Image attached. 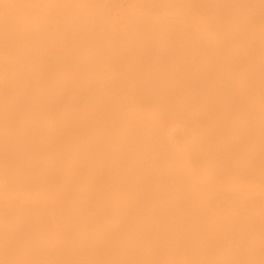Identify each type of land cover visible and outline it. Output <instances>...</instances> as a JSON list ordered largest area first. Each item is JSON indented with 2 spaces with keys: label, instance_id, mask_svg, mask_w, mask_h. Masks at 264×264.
<instances>
[{
  "label": "bare ground",
  "instance_id": "1",
  "mask_svg": "<svg viewBox=\"0 0 264 264\" xmlns=\"http://www.w3.org/2000/svg\"><path fill=\"white\" fill-rule=\"evenodd\" d=\"M171 1L162 0V9ZM174 1L181 13L194 19L193 28L171 25L163 19L161 24L158 17L147 18L140 10L142 15L137 11L130 23L127 19L125 30L94 20L83 26L84 22L76 31L77 25L72 26L75 20L67 12L74 22L65 29L62 24L54 28L53 32L57 29L61 34L57 36L59 44L52 41L49 29L36 31V38L26 41V35L36 29L29 23L28 14L36 2L0 0V162L14 164L24 177L22 187L42 190L55 207L67 201L64 188L70 192V202H75L70 208L68 203H61L65 208L51 212L57 210L56 216L46 212V205L44 210L39 208L42 202L39 207L25 208L31 209L29 212L23 208L28 212L23 220L13 215L17 222L0 227V240L6 239L9 245L6 250L23 241V257L31 264H158L165 257L163 248L169 244L179 248L188 264H243L246 258L255 256V263L264 264V210L253 211L241 198L230 201L217 193L214 198L208 193L213 203L209 209L205 207L207 201L198 204L196 182L193 179V185H188L189 171L179 166L182 159L162 140L159 128L152 126L157 131L150 128L145 134V127L143 131L136 123L138 118L122 117L116 111V104L126 96L150 112L151 120L149 114L145 119L138 111L145 119L142 124L165 122V118L182 123L189 120L196 133L192 147L197 149L189 148L186 158L191 164L188 166L196 168L203 180L221 176L264 182V0ZM41 6L37 8L44 13ZM50 9L48 14L53 15ZM50 19L46 20H54ZM209 36L218 42L209 41ZM70 37L77 39L68 44ZM74 44L82 45L79 48L84 51ZM87 51L96 56H87ZM87 62L90 66L94 63L93 69H97L95 63L104 62L111 71L100 74L101 80L94 79L90 67L86 70ZM246 86L254 101L244 99ZM126 102L128 105L129 100ZM48 163L62 164L61 171ZM73 169L77 170L75 175ZM190 171L195 172L192 168ZM99 179L102 187H98ZM66 211L68 214L63 215ZM62 215L67 217L61 219ZM229 218L235 224L226 229L224 221ZM34 231L46 236L42 239L47 243L37 241ZM59 238L68 240L70 249L60 247Z\"/></svg>",
  "mask_w": 264,
  "mask_h": 264
},
{
  "label": "rangeland",
  "instance_id": "2",
  "mask_svg": "<svg viewBox=\"0 0 264 264\" xmlns=\"http://www.w3.org/2000/svg\"><path fill=\"white\" fill-rule=\"evenodd\" d=\"M24 1V0H23ZM27 1V0H26ZM34 2L33 3H35L36 2V4H37V6H36V4H33L32 5V10H31V12H29L28 14H29V16H30V18H29V23L31 24V26L32 27H35L36 29H32V31H30L27 35H26V37H25V39H26V41H32V40H34L36 37L35 36H37V33H38V30H47V29H49V31L50 32H52L53 34H51V36L53 37L52 38V41L53 42H56V43H59L60 44V42H59V40H57V36L60 34V32H56V31H58L57 29H55L56 31L55 32H53L54 31V28H57V27H62V25H63V28L65 29L66 27H67V25H69L70 23H73L74 22V20H75V23H73L72 24V26L74 27L75 25H79L78 27L77 26H75L74 28H75V30L77 31L79 28L81 29L83 26H85V25H88L90 22H93L94 20H96V21H105L111 28H115V29H120V27L122 28V30H125V25L128 23V20H129V23L131 22L130 20L132 19V17H134V16H136V15H138L139 13L142 15V12H145L144 13V15H147V18H155V19H157V17H158V22H161V24H162V19L164 20V21H167V22H170L171 23V25L172 24H179V25H186L187 24V26H190V27H192L191 25H193L194 24V19H192V18H190V16L188 15V13L186 14V15H188L187 16V18H185L186 17V15L184 14V13H181V11H180V9L179 8H177V2H175L174 0H172L171 1V5L169 4V6L167 7V8H164V9H162V0H155V3H157V4H155L154 2V4L153 3H150V4H147V3H145V1H148V0H144V2H143V0H137V1H139V2H137L136 0H118L117 2L115 1V0H90V1H92V2H90L89 0L88 1H84V0H73L74 2H72V0H71V2H70V0H68L70 3H72V5L73 6H75L76 8H72V12H71V8L70 7H72V5L69 3V4H67V0H64V1H62L61 2V0L59 1V0H46V1H52V2H46L45 0H33ZM41 1H43L44 2V4H43V2H41ZM55 1V4L53 3ZM56 1H57V3H56ZM77 1H79L78 3H77ZM83 1H84V4H82L83 3ZM98 3H97V2ZM120 1V2H119ZM154 1V0H153ZM41 2V3H40ZM60 2V3H59ZM64 2V3H63ZM75 2H76V5H75ZM87 4H86V3ZM103 2V3H102ZM149 2H150V0H149ZM152 2V1H151ZM41 4L43 7H44V9H45V11H44V13H47V15H44V13H43V11H42V8H41V10H40V8H37V7H40L41 5H38V4ZM51 3H53V4H51ZM80 3V4H79ZM96 5H95V4ZM113 3V6H111V4ZM120 3V4H119ZM132 3H134V4H132ZM49 4V5H48ZM60 4V5H59ZM103 4V5H102ZM147 4V5H146ZM158 4H159V6H158ZM46 5H47V7H46ZM51 5V6H50ZM53 5V6H52ZM59 6V7H57V6ZM65 5V6H64ZM80 5H82V6H80ZM86 5V6H85ZM89 5V6H88ZM92 5V6H91ZM118 5V6H117ZM121 5V6H120ZM133 5V6H132ZM140 5H142V6H140ZM173 5V6H172ZM41 6V7H42ZM78 6H79V8H78ZM84 6H85V8H84ZM95 6V7H94ZM97 6H99V7H97ZM149 6V7H148ZM154 6H158L157 8L156 7H154ZM35 7V8H34ZM46 7V8H45ZM50 7H51V9H50ZM53 7H55L54 9H53ZM115 7V8H114ZM144 7V8H143ZM161 7V8H160ZM173 7H175V9L173 8ZM50 9V12L51 13H53V15L52 14H48V12H49V9ZM56 8H58V10L56 9ZM59 8H61V9H59ZM70 10H69V9ZM103 8V9H102ZM130 8V9H129ZM36 9H38V11L36 10ZM43 9V10H44ZM82 9V10H81ZM108 9V10H107ZM117 9V10H116ZM139 9V10H138ZM144 9H145V11H144ZM52 10V11H51ZM78 10V11H77ZM122 10H123V12H122ZM127 10H130V11H127ZM135 10V11H134ZM140 10L142 11V12H140ZM161 10L163 11V12H161ZM175 10V11H174ZM39 11H41V13L39 12ZM55 11V12H54ZM87 11H88V13H87ZM126 11V12H125ZM137 11H139V12H137ZM151 13H150V12ZM60 12V13H59ZM63 12V13H62ZM67 12H69V14L67 13ZM75 12V13H74ZM136 12L138 13V14H136ZM154 12V13H153ZM161 12V13H160ZM175 12V13H174ZM180 12V13H179ZM34 14L33 16L32 15H30V14ZM55 13H56V15H55ZM97 13V14H96ZM103 13V14H102ZM124 13V14H123ZM39 14V15H38ZM65 14L67 15H71L70 17L71 18H73V19H70V17L67 15V16H65ZM73 14V15H72ZM77 14L79 15V16H77ZM95 14V15H94ZM160 14V15H159ZM37 15L39 16L38 17V20H36L37 19ZM40 15H42L41 17H40ZM52 15V16H51ZM76 15V16H75ZM122 15H123V17L125 18H123L122 17ZM150 15V16H149ZM185 15V16H184ZM44 16V17H43ZM53 16H55V18L53 17ZM65 16V17H64ZM82 16V17H81ZM95 16H96V18H95ZM99 16V20H98V17ZM184 16V17H183ZM43 17V18H42ZM47 17V18H46ZM52 17V19H54V20H52V22H49V21H51V19L50 18ZM63 17V18H62ZM67 17H69V19L67 18ZM85 17H86V19H85ZM90 17V18H89ZM101 17V18H100ZM34 20H32V19ZM41 18L43 19L42 21H41ZM59 18V19H58ZM75 18H77V19H75ZM80 18V19H79ZM82 18H83V20H82ZM92 18H95V19H92ZM130 18V19H129ZM181 18V19H180ZM182 18H184V19H182ZM40 19V20H39ZM44 19H45V21H44ZM46 19H48V20H46ZM57 19H58V21H57ZM64 19H67L66 21L64 20ZM128 19V20H127ZM189 19V20H188ZM36 20V21H35ZM60 20L62 21V23H58V22H60ZM77 20V21H76ZM89 20V21H88ZM92 20V21H91ZM111 20V21H110ZM114 20V21H113ZM38 21H40V23L38 22ZM66 23V25H65V23ZM70 21V22H69ZM73 21V22H72ZM78 21H81L82 23H80L79 24V22ZM113 21V22H112ZM116 21V22H115ZM124 21H126V22H124ZM194 21V22H193ZM45 22V23H44ZM54 22H57V23H54ZM69 22V23H68ZM77 22V23H76ZM85 22V23H84ZM51 23H52V25H51ZM84 23V24H83ZM123 25H122V24ZM45 24V25H44ZM57 24V26H55ZM61 25V26H58V25ZM82 24H83V26H82ZM47 25V26H46ZM65 25V26H64ZM82 27H81V26ZM121 25V26H120ZM49 26V27H48ZM54 26V27H53ZM124 26V27H123ZM40 27V28H39ZM44 27V28H43ZM45 27H48V28H45ZM52 28V29H51ZM150 28V27H149ZM193 28V27H192ZM84 29V28H83ZM37 31V33H35ZM204 32H206L205 30H204ZM55 33V34H54ZM58 33V34H57ZM209 33V32H208ZM208 33H206V34H208ZM34 34V35H33ZM53 35H55V36H53ZM61 35V34H60ZM60 35H59V37H60ZM84 35V34H83ZM30 36V37H29ZM31 37H33V39L31 38ZM28 38V39H27ZM56 38V39H55ZM76 39H77V37H75ZM75 38H72L71 39V37L70 38H68V39H71V40H69L68 41V44L70 43V44H72V40L74 41L75 40ZM83 38V37H82ZM59 39V38H58ZM67 39V40H68ZM215 39H216V41H215ZM66 40V41H67ZM208 40L209 41H212V42H215V43H217L218 42V40L219 39H217L216 37H212V36H209V38H208ZM74 43V42H73ZM76 45V46H75ZM72 46V45H71ZM73 46H75V48H77L78 46H77V44H74ZM82 46V45H81ZM80 45H79V47H81ZM78 47V48H79ZM77 48V49H78ZM82 48H83V46H82ZM81 48H79V50H80ZM81 51H84L83 49H81ZM56 53V51L54 50L53 51V54H55ZM86 53H88L87 54V56H90V55H92V51H87ZM86 53H85V56H86ZM95 56H96V54H94ZM94 55H92V56H94ZM93 59H94V57L92 58V60L91 61H93ZM88 60V59H87ZM89 61V60H88ZM90 61V62H91ZM99 62H101V59H99ZM86 63V62H85ZM94 63H92V65L90 66V65H88V62H87V64H85V66L87 67L86 68V70H88V67H90V69L92 70H88V71H90V72H88L87 71V73H90L91 74V76L94 78V79H97V80H101L102 79V76H104V75H106V74H109L110 73V71H111V69H110V67H108V65H106V64H104V62H102V64H98L97 65V63H95V66H97V69L96 68H92V67H94V65H93ZM88 65V66H87ZM107 66V67H106ZM105 67H106V69H105ZM101 68V69H100ZM104 68V69H103ZM101 72H100V71ZM106 70V71H105ZM94 71H95V73H94ZM93 72V73H92ZM97 73V74H96ZM102 76H101V75ZM87 77L89 76V78L91 77L89 74H87L86 75ZM91 77V78H92ZM1 78L2 79H4L5 77H3V76H1ZM99 78V79H98ZM101 78V79H100ZM67 85H68V83H67ZM243 90H244V92H243V95L245 96V98L244 99H246L248 102H250V101H254V99H253V96L250 94V87H245V88H243ZM74 93H77L76 91L74 92ZM123 99L122 100H120L119 101V103H117L116 104V111L118 112L119 111V113L121 114V116L123 117V116H125V115H127V116H132L133 117V119L134 118H138L137 120V125H138V127H140L143 131H144V127H145V129H146V131H144L145 132V134H147L148 132V130L150 129V131H157V130H153L152 129V126H153V128L155 129H158V133L159 134H161L162 136V140H165L164 142L167 144V143H169V145L167 144V146L168 147H170V150H172L173 152H175V153H177V155H178V159H182L181 161H180V163H181V165H180V163H178L179 164V166H182L187 172H188V174H189V183H188V185H190V186H192L193 184H194V186H196V190H198V191H195L194 192V194H195V197L197 198L196 199V201L198 202V204H199V202L200 203H204V204H206L207 203V205L209 204V203H211V204H209L208 206L206 205L205 207L206 208H210L211 206H213V203L212 202H209V201H212V200H210V199H212V198H214V195H215V197H216V193H217V196L219 197H224L225 199H227V200H230V201H233V200H235L236 201V198L238 199V200H240V198H241V200L242 201H246L247 203H248V205L249 206H251V208L253 209V211H257V212H262L263 210H264V193H262V192H264V182H258V181H256V180H254L253 178H250V179H247V180H241V179H239L238 180V178H237V180H236V178L234 179V177H215L213 180H211V179H209L210 181H208V179L207 178H205V180H203L202 179V177L200 178L199 177V173L197 172V171H195L196 170V168H193V166H188V165H191L190 163H188V161H187V158H186V155L187 154H189L190 153V149H197V148H193L192 147V142H194L195 143V140H196V133H195V129L193 128V126H192V124L190 123V122H187V121H189V120H184L185 122H183L184 124H186L185 126H184V129H183V123H182V120H180V119H178L179 121L178 122H176L177 121V119H175L176 121H173L174 120V118H171V119H168V118H165V122L163 121H160V120H158V121H152V123L150 122V124L149 123H146L145 124V122H143V124H145V126L142 124V122L141 121H145V119H146V114H149V115H147V117L149 116L151 119H152V116L150 115V112L149 113H147V111H145V110H143V109H141L140 108V106H138V105H135L136 103L134 102V100L132 99V100H130L128 97L126 98V96H124V97H122ZM127 101V100H129V102H128V105H126L127 104V102L125 101V100ZM250 100V101H249ZM131 102V103H130ZM247 102V103H248ZM123 103V104H122ZM126 103V104H125ZM252 103V102H251ZM250 103V104H251ZM249 104V103H248ZM63 105V104H62ZM122 105V106H121ZM125 105V106H124ZM129 105H130V107H129ZM252 105H254L253 103L251 104V106ZM137 106H138V108H137ZM129 107V108H128ZM63 108V107H62ZM122 108V109H121ZM129 110H128V109ZM125 109H127V110H125ZM62 109L60 108V111H61ZM123 110V111H122ZM140 110V111H139ZM129 111V112H128ZM140 112V114H144V118H143V115H142V117H141V115L139 114V112ZM123 112V113H122ZM126 113H129V114H126ZM132 114V115H131ZM136 116V117H135ZM138 116V117H137ZM148 117V118H149ZM149 118V119H150ZM142 119V120H141ZM144 119V120H143ZM150 119V120H151ZM167 119V120H166ZM135 121H136V119H134ZM162 120V119H161ZM164 120V119H163ZM171 120H172V122H171ZM162 122V123H161ZM166 122H169V123H166ZM139 123H140V125H139ZM153 123H155V125L157 126H154V124ZM158 123V124H157ZM160 123V124H159ZM172 123V124H171ZM175 125H174V124ZM177 123V124H176ZM141 124H142V126H141ZM150 125L151 127H149L148 129H147V127H148V125ZM169 124H171V126L169 125ZM179 124V125H178ZM8 125V124H7ZM48 127L50 128L51 127V124L50 123H48ZM147 125V126H146ZM173 125V126H172ZM181 125V126H180ZM188 125V126H187ZM166 126V127H165ZM15 126L13 125V126H11V127H6V128H8L10 131H12L13 130V128H14ZM173 127V128H172ZM178 127H180V129L178 128ZM187 127V128H186ZM5 127H3V129H4ZM12 128V129H11ZM163 128H164V131H163ZM166 128V129H165ZM168 128V129H167ZM176 128H178V129H176ZM189 128V129H188ZM181 129L183 130V131H181ZM5 130V129H4ZM192 130H193V132H192ZM6 131V130H5ZM184 132H187L186 134L184 133ZM4 133V132H3ZM191 133V134H190ZM166 135H167V137H166ZM129 136V135H128ZM189 136V137H188ZM194 136V137H193ZM184 137V138H183ZM179 140V141H178ZM196 144V143H195ZM185 145V146H184ZM190 145V146H189ZM183 146H184V148H183ZM180 147H182V148H180ZM178 148V149H177ZM185 148H186V150H185ZM190 148V149H189ZM182 149H183V151H182ZM186 153H185V152ZM179 155H180V157H179ZM183 157V158H182ZM184 159V160H183ZM52 160V158H50L49 159V161H51ZM183 162H186V163H183ZM1 163V162H0ZM3 164V165H2ZM5 164V165H4ZM48 164H50L51 166H53V164H54V166L53 167H56L57 166V168H58V164H56V163H48ZM186 164V165H185ZM1 165V167H0V175H2L1 177H0V222H2L1 224H0V227H1V225L3 224V225H5L4 223H6V225L5 226H7V225H9V224H12V222L13 221H15V222H17L18 221V218H19V216L21 217V219L23 220L27 215H28V212L29 211H31V207L33 206H36V207H39L40 206V204L39 203H41V207H39V208H43L45 205L47 206H45V208L47 209L46 210V212L48 213V214H51V215H54V216H56V215H58V212H57V210L59 209V210H62L63 208H65L64 206H62V207H60V205H61V203H62V205L63 204H65V203H68L67 205V208H70V207H72V205H74V203L72 204L70 201H71V197H70V192H69V190H67V189H65L64 188V190L66 191V193H67V201H62L59 205H56V206H59V207H55L54 205H52L51 204V202L50 201H48L47 199H46V196L44 197L43 195H46V193L44 194L43 192H42V190H40L39 189V191H37V190H30V189H26V188H23L22 187V184H23V181H24V177H22V174H20L19 173V171H18V168L16 167V166H14V164H12V163H1L0 164ZM7 165H9V166H7ZM61 166H59V168L57 169V168H55V169H57V170H59V171H61L60 169H61V167H62V164H60ZM3 166H4V169H3ZM185 166V167H184ZM9 167V168H8ZM188 167H190V170H191V168L193 169V171L192 172H194V174L193 173H191V171L188 169ZM2 168V169H1ZM7 168V169H6ZM12 168L14 169V170H12ZM188 169V170H187ZM195 169V170H194ZM68 170V169H67ZM7 171V172H6ZM10 173H9V172ZM18 171V172H17ZM76 171V172H75ZM3 172V173H2ZM13 172L15 173V174H13ZM72 173H73V175H75L76 173H77V170L76 169H73L72 170ZM75 173V174H74ZM195 173H197V174H195ZM3 174H5V175H3ZM10 174V175H9ZM14 175V177H16V178H18V180H16L14 177H13V175ZM8 175V176H7ZM12 175V176H11ZM190 175H193V176H195V177H191ZM5 178H4V177ZM7 176V177H6ZM12 178H11V177ZM18 176V177H17ZM198 177V178H197ZM7 178V179H6ZM11 178V180H9ZM192 178V179H191ZM4 179V180H3ZM19 179H23L22 181L21 180H19ZM193 179H194V181H193ZM7 180V181H6ZM9 180V181H8ZM193 182H196V183H193ZM196 180V181H195ZM234 180V181H233ZM15 181V182H14ZM19 181V182H18ZM214 181V182H213ZM221 181L223 182H225V184H224V182L223 183H221ZM243 181V182H242ZM252 182V184H254L253 186H252V184L250 183V182ZM254 181V182H253ZM10 182V183H9ZM22 182V183H21ZM202 182V183H201ZM234 183L233 185L234 186H232V184L231 183ZM235 182H237V183H235ZM238 182H240V183H238ZM248 182V183H247ZM20 184V185H18V184ZM102 183H104V182H102ZM190 183H193V184H190ZM198 183V184H197ZM199 183H200V185L201 186H199ZM204 183H205V188L203 187V185H204ZM213 183H216V184H213ZM228 183H230V185L228 184ZM258 183V184H257ZM262 185H261V184ZM97 184H99L98 185V187H102L103 186V184L101 185V179H99V182H97ZM224 186H223V185ZM248 184V185H247ZM197 185H198V187H197ZM219 185H222L221 187L219 186ZM232 186L231 188H233L234 190H232L230 187L227 189V187L228 186ZM245 185V186H244ZM261 185V186H260ZM10 186V188H8ZM19 186H21L22 188H20ZM217 186V187H216ZM225 186H227V187H225ZM258 188H257V187ZM7 187V188H6ZM202 188V189H200V188ZM209 187V188H208ZM223 187H225V188H223ZM235 187H236V189H235ZM246 187H248V188H250V190L248 189V188H246ZM1 188H3L2 190H1ZM221 188V189H220ZM238 188V189H237ZM253 188H255V189H253ZM260 188H262V189H260ZM22 189V190H21ZM24 189V190H23ZM205 189V190H204ZM232 191H231V190ZM242 189V190H241ZM244 189V190H243ZM246 189H248V190H246ZM251 189L254 191H251ZM15 190V191H14ZM26 190V191H25ZM98 190V189H97ZM262 190V191H261ZM8 191H9V193L11 194H9L8 193ZM13 191V192H12ZM27 191H29L30 193H28V195H27ZM37 191V192H36ZM206 191H208L207 193H206ZM215 191V192H214ZM227 191V192H226ZM246 193H245V192ZM6 192V193H5ZM18 192L20 193V194H18ZM32 192V193H31ZM34 192H36V193H34ZM39 192V193H38ZM197 192H199V195H198V193ZM203 192V193H202ZM205 192V193H204ZM232 192V194H230ZM255 192H257V193H255ZM15 193V194H14ZM23 193H24V196H23ZM201 193V194H200ZM208 193H210V194H213V197H212V195L210 196V194H208ZM219 193V194H218ZM225 193H228L227 195L225 194ZM238 193H241V195L239 196V194ZM251 193V194H250ZM9 194V195H8ZM18 194V195H17ZM36 194H40L39 195V197L38 196H36L37 198H35L34 199V195H36ZM204 194V195H203ZM205 194H206V196H205ZM221 194H222V196H221ZM224 194H225V196H224ZM261 194V195H260ZM12 195H14V196H12ZM201 195V196H200ZM208 195V196H207ZM230 195H232L231 197H230ZM235 195H237L236 197H234ZM247 195H250V196H253V197H250V196H247ZM263 195V196H262ZM2 196V197H1ZM16 196V197H15ZM27 196V198H24V197H26ZM200 196V197H199ZM204 196V197H203ZM260 196H262V197H260ZM203 197V198H202ZM209 197H210V199H209ZM212 197V198H211ZM229 197H230V199H229ZM244 197V198H243ZM246 197H248V198H246ZM259 197V198H258ZM6 198V199H5ZM10 198V199H9ZM20 198V199H19ZM24 198V199H23ZM39 198H41V199H39ZM205 198V199H204ZM232 198H235V199H232ZM253 198V199H252ZM13 199V200H12ZM38 199V200H37ZM42 199H44V200H42ZM206 199H209V200H206ZM255 199V200H254ZM256 199H258V200H256ZM5 200V201H4ZM6 200H7V202H6ZM24 200V201H23ZM25 200H26V202H25ZM37 200V201H36ZM41 200V201H40ZM202 200V201H201ZM205 200V201H204ZM261 200V201H260ZM3 201V202H2ZM29 201V202H28ZM34 201H36L35 203H34V205H32L31 203H33ZM38 201H40V202H38ZM47 201V202H46ZM207 201V202H206ZM253 201V202H252ZM258 201V202H257ZM10 202H12V203H10ZM19 202H20V204H19ZM45 202V203H44ZM70 202V203H69ZM206 202V203H205ZM252 202V203H251ZM29 203V204H28ZM17 204V205H16ZM25 204V205H24ZM48 204V205H47ZM251 204V205H250ZM11 205H14L13 206V209H12V206ZM17 207H16V206ZM22 205V206H21ZM24 205V206H23ZM38 205V206H37ZM51 205V206H50ZM6 206V207H5ZM30 206V208L31 209H29V210H27V209H25V208H27V207H29ZM49 206V207H48ZM53 206V207H52ZM256 208H255V207ZM51 207V208H50ZM55 207V208H54ZM6 208H8V209H6ZM21 210H20V209ZM26 210V211H28V212H26L24 209ZM260 208H262V209H260ZM15 209V210H14ZM23 209V210H22ZM53 209H57L56 211H55V213H51V212H54V210L52 211ZM259 209V210H258ZM2 210H5V211H2ZM12 210H14V211H12ZM43 210H44V208H43ZM262 210V211H261ZM10 211V212H9ZM12 211V212H11ZM18 211V212H17ZM19 211H20V213H19ZM14 213V214H13ZM16 213V214H15ZM17 213H19V214H17ZM65 213H67V211L66 212H64V214L63 215H65ZM56 214V215H55ZM68 214V213H67ZM13 215H16V216H13ZM19 215V216H18ZM62 215V217L60 216V218L61 219H65L67 216H63ZM9 216V217H8ZM4 218V219H3ZM7 218V219H6ZM13 218V219H12ZM16 218H17V220H16ZM3 219V220H2ZM10 219V220H9ZM20 220V219H19ZM228 220H229V223H228ZM228 220H226V221H224V223H225V227H226V229H228L229 228V226L231 225V224H235V223H231V220H232V218L230 219H228ZM6 221V222H5ZM14 223V222H13ZM2 225V226H3ZM228 226V227H227ZM231 227V226H230ZM30 231H32V230H30ZM35 232V231H34ZM35 233H37L36 234V238H37V241H42L43 240V242H46L44 239H42V237L44 238V237H46V236H43L42 235V233H40L41 235H39V233L38 232H35ZM258 234V231H256L255 232V236ZM42 239V240H41ZM6 240V239H5ZM4 239L3 240H0L1 242H0V247H1V245L3 244V242L5 241ZM64 239H62V238H59V239H57V243L58 244H60L61 246L60 247H62L63 249H65V250H68V249H70V247H69V245H70V242L67 240V242L64 240ZM166 240H168V239H166ZM166 240H165V242H166ZM22 242V243H21ZM52 242V241H51ZM64 242H65V245H64ZM2 243V244H1ZM18 243H20V245H19V247H18ZM14 247H16V248H8L7 250L5 249V248H7L9 245L7 244V243H5L4 242V247H1L0 248V252L1 251H3V250H5L6 252H8V253H6L5 255H4V252L5 251H3L2 253V255L4 256H1V258L3 259H0V264L2 263V264H15V262L17 261L18 263H20V264H31V262L29 261V260H25V258L26 257H23V255H24V253L23 252H25V248H23V246L25 245V243L23 242V241H20V242H18ZM47 243V242H46ZM63 243V244H62ZM68 243H69V245H68ZM51 244V243H50ZM169 244H167V247H169L168 246ZM7 246V247H6ZM65 246H67L68 248H66ZM172 246L173 245H171L169 248L171 249V251L170 250H168V251H166V249H169V248H167L166 246V248L164 247L163 248V251H164V256L165 257H163L162 256V258H164L163 259V261L160 263V261H159V263L158 264H162V263H166V264H183V263H186V264H188V262H187V259H185L184 257H181L180 256V252H179V250H177V249H179L177 246H173V247H175L174 248V250H173V248H172ZM20 248V249H19ZM2 249V250H1ZM22 249V250H21ZM24 249V250H23ZM138 250L140 249L139 247L137 248ZM10 250V251H9ZM12 250V251H11ZM18 250V251H17ZM19 250H21V251H19ZM14 251H17V252H14ZM166 251V252H165ZM176 251H178V254L179 255H177V256H180V257H177L176 256V254H177V252ZM10 252V253H9ZM13 252V253H12ZM20 254H19V253ZM169 252L171 253L172 252V254H169ZM175 252V253H174ZM22 253V254H21ZM167 253H168V256H167ZM174 253V254H173ZM19 254V255H18ZM162 254H163V252H162ZM170 255H173V256H170ZM7 256L9 257V258H11V259H7ZM126 256V258H128L129 259V255H125ZM171 257V259H168L167 257ZM176 257V258H175ZM251 257V256H250ZM167 258V260H165ZM178 258H181L180 260L178 259ZM252 258V257H251ZM253 258H257L256 256L255 257H253ZM253 258L252 259H250L249 257L248 258H246L245 260H244V262H243V264H246V262L248 261H250L249 263H251V264H254L255 262L254 261H257V260H253ZM6 259V260H5ZM175 259V260H174ZM10 260H11V262H10ZM25 260V261H24ZM135 260H138V259H135ZM134 260V261H135ZM171 260V261H170ZM177 260V261H176ZM184 260V261H183ZM6 261V262H5ZM26 261H27V263H26ZM139 261V260H138ZM167 261H168V263H167ZM179 261H181V262H179ZM183 261V262H182ZM252 261V262H251ZM10 262V263H9ZM169 262H172V263H169ZM254 262V263H253ZM136 263H137V261H136ZM139 263V262H138ZM137 263V264H138ZM248 263V264H249ZM257 263H259V262H256L255 264H257ZM133 264V263H132ZM135 264V263H134ZM139 264H141V262L139 263Z\"/></svg>",
  "mask_w": 264,
  "mask_h": 264
}]
</instances>
